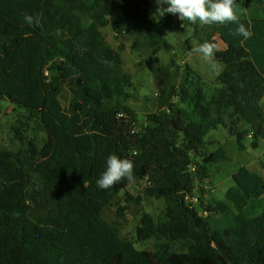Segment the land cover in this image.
Returning <instances> with one entry per match:
<instances>
[{
  "label": "trees",
  "instance_id": "trees-1",
  "mask_svg": "<svg viewBox=\"0 0 264 264\" xmlns=\"http://www.w3.org/2000/svg\"><path fill=\"white\" fill-rule=\"evenodd\" d=\"M236 2L252 35H236L235 22L208 24L227 43L214 51L224 64L215 93L206 100V82L188 65L178 87L171 59L157 68L156 110L138 131L123 102L131 78L101 29L133 36L141 26L147 33L134 47L171 50L162 34L169 20L150 18L149 0H0V103L38 120L45 133L39 147L15 127L19 147H0V264H264V211L243 212L263 192L260 176L245 166L232 174L226 197L237 212L230 221L210 217L225 207L204 216L191 201L210 166L227 158L222 146L206 152L210 129L228 119L239 150L249 132L264 139V0ZM113 154L133 162V178L101 189L96 181ZM135 181L165 203L163 218L142 214L136 238L184 241V250L167 243L137 250L103 219V209Z\"/></svg>",
  "mask_w": 264,
  "mask_h": 264
},
{
  "label": "rangeland",
  "instance_id": "rangeland-1",
  "mask_svg": "<svg viewBox=\"0 0 264 264\" xmlns=\"http://www.w3.org/2000/svg\"><path fill=\"white\" fill-rule=\"evenodd\" d=\"M151 8L148 15L150 18L169 20L170 28L162 30L164 38L172 45L171 50H160L151 53V47H134L135 41H141L147 30L139 26L133 36L116 35L108 25L101 29L102 36L107 45L115 49L121 59V68L131 78V85L127 89L128 97L124 103L130 107L137 119L136 130H141L150 123L146 115L156 110L158 97L157 68L174 60V68H179L180 75L177 77V86L184 81V69L186 65L196 71L206 82L204 86L206 100L208 101L218 88L216 81L218 74L224 68V64L215 59L213 55L205 59L195 49L205 42L216 45L215 50H224L227 43L207 24L181 21L177 16L160 13V9L167 7L157 4L156 0H149ZM247 8V4L243 5ZM85 24L87 17L81 13L76 14ZM179 107L191 106L182 103L178 98L173 99ZM264 102V98L262 100ZM196 118V116H193ZM229 121L226 126L217 125L210 129L204 136L205 150L211 152L218 146H222L226 152V160L210 166V174L206 179L198 181L194 191L197 202H194L202 215L208 214L206 209L217 206L218 209L225 207L223 211L210 214L212 218L231 220L236 208L230 205L226 193L233 187L232 174L240 167H247L252 173L263 179L264 185V139L254 136L249 132L244 140L243 150H239L235 144V138L229 135ZM15 127H19L29 139L36 141L40 147L44 141L45 133L42 125L36 119H21V114L5 102L0 103V147L16 150L19 140L15 137ZM241 130L248 126L241 124ZM143 183L135 181L126 191L120 192L102 212L103 219L114 228L116 234L123 240L130 242L137 250L156 251L162 244L167 243L169 250L182 251L185 249L184 241L168 242L164 238L154 236L145 240L136 238V227L139 225L143 213H148L154 220L163 218L165 203L162 198H149L143 194ZM222 203V204H219ZM225 205H224V204ZM223 205V206H221ZM264 211V189L260 195H251L243 207V212L249 217H255Z\"/></svg>",
  "mask_w": 264,
  "mask_h": 264
},
{
  "label": "clouds",
  "instance_id": "clouds-1",
  "mask_svg": "<svg viewBox=\"0 0 264 264\" xmlns=\"http://www.w3.org/2000/svg\"><path fill=\"white\" fill-rule=\"evenodd\" d=\"M156 3L167 5L159 10L160 13L175 15L181 21L191 23L199 21L202 25L235 22L236 35L242 36L245 40L252 35L250 28L239 22L236 15V0H156ZM215 48V44L205 42L195 51L207 59L213 55ZM122 178L129 181L133 178V162L113 154L107 157L105 169L96 183L99 188L108 189Z\"/></svg>",
  "mask_w": 264,
  "mask_h": 264
},
{
  "label": "built area",
  "instance_id": "built-area-1",
  "mask_svg": "<svg viewBox=\"0 0 264 264\" xmlns=\"http://www.w3.org/2000/svg\"><path fill=\"white\" fill-rule=\"evenodd\" d=\"M120 115V114H119ZM191 201L194 203V202H197V198H192Z\"/></svg>",
  "mask_w": 264,
  "mask_h": 264
},
{
  "label": "crops",
  "instance_id": "crops-1",
  "mask_svg": "<svg viewBox=\"0 0 264 264\" xmlns=\"http://www.w3.org/2000/svg\"><path fill=\"white\" fill-rule=\"evenodd\" d=\"M244 4H245V2H244Z\"/></svg>",
  "mask_w": 264,
  "mask_h": 264
}]
</instances>
